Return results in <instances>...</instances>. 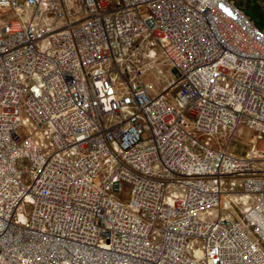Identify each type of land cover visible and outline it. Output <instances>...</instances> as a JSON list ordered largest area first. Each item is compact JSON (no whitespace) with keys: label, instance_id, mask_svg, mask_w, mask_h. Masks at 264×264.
<instances>
[{"label":"built area","instance_id":"1","mask_svg":"<svg viewBox=\"0 0 264 264\" xmlns=\"http://www.w3.org/2000/svg\"><path fill=\"white\" fill-rule=\"evenodd\" d=\"M8 11L0 264H264V149L211 143L241 126L264 140V28L243 6L0 0ZM157 48L171 98L141 77Z\"/></svg>","mask_w":264,"mask_h":264},{"label":"rangeland","instance_id":"2","mask_svg":"<svg viewBox=\"0 0 264 264\" xmlns=\"http://www.w3.org/2000/svg\"><path fill=\"white\" fill-rule=\"evenodd\" d=\"M241 6H243L247 13L264 28V21L260 20V17L264 19V0H236ZM80 7L74 5L73 8ZM0 17L6 19H12L16 16L11 11L1 13ZM158 55L152 59L145 57L144 62L148 63L142 71L141 77L146 81H153L159 92L165 91L168 93V97L171 98L172 90L170 88L172 78L175 75V68L170 63L163 61L164 55L160 48H157ZM173 102V101H172ZM194 135L201 141L208 139V135L201 131H194ZM255 135V131L247 126L239 127L232 135H227L224 139L221 136L215 135L211 138L212 145L216 147H223L226 144L229 145L230 150H234L237 153H245L253 146L264 149V140L257 139L255 142L252 138ZM131 187L124 186L122 197L123 199L130 198Z\"/></svg>","mask_w":264,"mask_h":264},{"label":"trees","instance_id":"3","mask_svg":"<svg viewBox=\"0 0 264 264\" xmlns=\"http://www.w3.org/2000/svg\"><path fill=\"white\" fill-rule=\"evenodd\" d=\"M260 20H261V21H264V19H263V18H261V17H260Z\"/></svg>","mask_w":264,"mask_h":264},{"label":"bare ground","instance_id":"4","mask_svg":"<svg viewBox=\"0 0 264 264\" xmlns=\"http://www.w3.org/2000/svg\"><path fill=\"white\" fill-rule=\"evenodd\" d=\"M154 54V53H153Z\"/></svg>","mask_w":264,"mask_h":264}]
</instances>
